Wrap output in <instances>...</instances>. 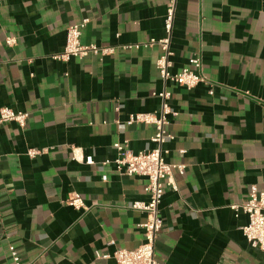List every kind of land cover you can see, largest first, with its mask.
Here are the masks:
<instances>
[{
  "label": "crops",
  "instance_id": "0c3cea01",
  "mask_svg": "<svg viewBox=\"0 0 264 264\" xmlns=\"http://www.w3.org/2000/svg\"><path fill=\"white\" fill-rule=\"evenodd\" d=\"M168 3L0 0V109L28 114L25 127L0 125V264H15L12 252L22 264H116V251L140 246L147 215L131 205L149 201L147 179L117 172L114 145L155 148L153 126L127 122L160 114L165 88V161L186 170L171 177L177 190L165 183L159 264H264L232 208L253 187L264 194V0H177L170 73L201 58L207 82L192 90L165 85L160 47L144 46L165 37ZM86 19L82 44L114 52L55 60Z\"/></svg>",
  "mask_w": 264,
  "mask_h": 264
},
{
  "label": "built area",
  "instance_id": "2783aa9c",
  "mask_svg": "<svg viewBox=\"0 0 264 264\" xmlns=\"http://www.w3.org/2000/svg\"><path fill=\"white\" fill-rule=\"evenodd\" d=\"M176 5L177 0H169L164 23L165 37L158 41L151 40L144 46L150 48L154 46L160 47L161 56L156 63V67L165 85L174 83L188 90H192L198 85L207 82L202 73L201 58L194 57L190 60L187 67L178 73H170V69L173 66L172 57L174 56L171 43L176 16ZM88 23L89 20L86 19L68 28L65 49L62 54L54 57L55 60L69 62L72 59H85L89 55L104 58L106 55L114 52V49H100L96 45L87 46L82 44V28ZM6 44L9 46L14 45L15 39H7ZM126 48H139V46ZM209 94L214 95V92L210 91ZM154 97L161 99L162 109L160 114L132 115L127 125L141 123L153 126L155 128V135L152 138V143L155 145V148L135 155L130 151L127 142L114 145V148L118 152V158L113 162L117 172L130 177L140 176L146 178L147 184L144 191L149 197V201L146 203L136 202L131 205L133 210L142 211L147 215L146 221L139 225V228L143 230L144 241L133 251L125 249L116 251L114 255L116 264H159L156 258V245L164 226L160 214V205L165 194V183L168 182L169 186L177 190V186L171 182V177L175 172L184 175L186 170L183 165H172L165 161L166 151L164 150V146L174 140L169 130L171 125L169 116L173 115L169 105L172 93L165 88L161 93H155ZM27 120L28 114L17 113L8 107L0 109V125L15 122L19 126L25 127ZM39 154V151H29V156L32 158ZM86 163L88 165H94L92 159H87ZM67 203L76 209H85L84 202L79 195H73ZM232 208L235 211L242 210L248 217V225L242 230L248 243L253 248L264 251V194L259 192L256 187H253L249 193L248 202ZM11 255L15 264H22L17 252H12Z\"/></svg>",
  "mask_w": 264,
  "mask_h": 264
}]
</instances>
